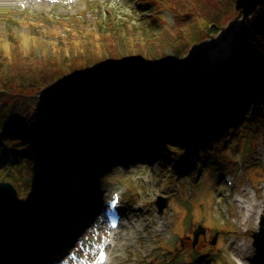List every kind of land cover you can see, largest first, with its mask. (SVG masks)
Masks as SVG:
<instances>
[{"label":"trees","instance_id":"1","mask_svg":"<svg viewBox=\"0 0 264 264\" xmlns=\"http://www.w3.org/2000/svg\"><path fill=\"white\" fill-rule=\"evenodd\" d=\"M163 1L157 2L173 23L158 11L149 13L154 21L147 25L114 15L110 29L102 23L83 40L76 37L78 19L61 23L64 36L34 34L33 23L42 21L29 19L26 36L43 48L39 55L15 33L1 34L0 68L8 67L0 75V144L17 141L6 154H28L42 169L65 171L62 146L73 159L176 139L195 146L232 132L248 111L246 120L254 117L264 107V3L241 23L228 17L234 0ZM98 129L108 135L106 144L89 136Z\"/></svg>","mask_w":264,"mask_h":264},{"label":"rangeland","instance_id":"2","mask_svg":"<svg viewBox=\"0 0 264 264\" xmlns=\"http://www.w3.org/2000/svg\"><path fill=\"white\" fill-rule=\"evenodd\" d=\"M157 1L164 2L163 0H150L151 9H146L144 13H141L142 8L140 7L139 15L144 17L143 23L145 24V22L151 20L152 22L154 21L149 15L150 12L154 11H158L157 14L161 15V17H165L168 23H173L175 21L174 15L171 14L168 7L164 8V4ZM132 8L136 9L135 6H127L120 0H73L68 5L64 1H59L56 4L54 2L33 4L27 6L24 10L22 9L21 1L0 0V15L5 14L6 17L3 15L2 17L7 19V22L5 21L3 23L0 20V27L4 26L3 35H5V29L9 28L10 25L14 26V32L18 31L21 34L19 38L21 46L27 51L34 50L39 55L43 48H41L35 40L31 41V38L26 36L30 27L28 20L37 17L36 15L39 12L46 14L49 18H46V21L41 20L42 23L38 26L36 23H33L35 28H33L34 30L31 32L34 34H38L37 30L42 35L43 33L45 35L53 31H58L61 36H64L67 28L61 23L65 22L69 26L71 21H76L78 19V28H87L89 35V29L94 32H100L102 23L103 26L105 25V30L110 29L112 25L108 23V20H110L112 16L115 15L125 18L126 15L131 13ZM46 11L49 13H45ZM9 12L11 13L10 15L13 16V20L18 17H20V20H18L17 23L11 22L9 24L7 18ZM27 14H29V18L26 17L28 18L26 22L24 18ZM98 15L102 18H98ZM107 15H110L111 18L108 19ZM236 15L237 13L232 12L229 13L228 17L234 18ZM9 30L11 31V29ZM96 35L100 40L106 39V37L99 36L98 34ZM48 41L51 40L48 39ZM65 41L67 40L62 39V42ZM10 45L12 44H9L10 49L12 46L17 47L18 42L16 41L14 45ZM47 50L48 53L51 54L50 49L47 48ZM44 52H46L45 48ZM7 67L5 63L1 64L0 75L4 74ZM255 117L261 126L254 128L256 131L255 134L248 132L246 127H241L240 123L231 133H225L224 139H227L226 141L224 139L218 140L219 138L212 136V138L208 140L210 144L206 145L200 152L195 151V155L194 153L191 154L195 162L194 164H186L189 171L186 170L183 174L176 175L173 182L169 181V179L167 180L171 171L166 167L159 168L155 174L151 168L145 169L144 166L143 168L137 169L131 167L130 172L125 174L117 169V172L114 175H110L108 180L102 181L103 183H101V185L104 184L105 189L117 184L120 187L124 186L126 191L132 194L136 188L141 186L140 191L142 193L141 197L138 199H142L145 206L144 210L148 213V209H151L153 205V198H151L155 191L152 188V186H154L153 181L163 178L161 181L163 186L158 188V190L161 189L162 194L169 197L170 205L174 208L171 210L169 207L165 211L168 222L163 232L160 233L156 230H150V228L133 231L132 236L131 233H129L127 237L119 240L120 245L118 251H126L135 257L136 263L139 260H143L144 264H146L149 258L150 260L154 259V251L156 248V253L161 254L165 252L167 248H173L176 241L187 239H189L187 241H190L192 239L191 234L193 228L197 223H200L204 225L207 230L204 237H202L205 244L204 250H201L198 254L188 251V260H185L187 263L175 261L166 262V264H212L213 262H215V264H217L216 262H220L221 264L224 255L225 261L229 264H253L251 260L244 261L243 259H239L240 253L235 247L225 249L224 242L225 237L232 235L235 230L243 233L247 229L245 239L247 240L248 249H251L250 242L252 238L250 233L257 230L254 216L251 217L250 222L242 224L244 217L242 216V220L239 219L241 218L237 213V208L239 207L235 201L236 197L244 196L249 202H253L252 198L247 195L248 188L254 185L256 186L259 182L264 181L263 106H260V110H258ZM4 118L6 117L4 116ZM1 129L2 126L0 125V130ZM98 132H100L98 135L94 133V140L101 137L102 131L98 129ZM249 133L250 136L248 135ZM213 142L216 143L213 145ZM202 144L205 145L207 143ZM209 148H211V150H208L210 152H206ZM253 156L257 157V164L252 161ZM216 158L218 161H216ZM212 161L217 165L212 166ZM234 161H236L235 177L237 180L234 187L229 188L224 185L223 173L218 167L224 169L223 172L225 173H231ZM94 166L101 169L105 168L103 164H95ZM50 169L54 170L55 168L51 167ZM17 173L20 174L12 173V177L4 180L13 183L21 196L24 195L26 197L32 191L34 193L37 190L35 197L39 199L34 204H31L26 201L25 197L21 199L18 196V207L16 211V215L18 214V216L15 217L8 226V232L11 233L12 230H16L19 233L12 232L13 238L11 236V242L18 243L22 250L17 252L19 256H24L25 258H23V260L25 261L29 258L33 259L37 251L43 253L45 256V252L40 248L42 242L38 238L40 233H43L47 238L53 237L54 235L65 238L64 251L68 249H77L82 253V249L84 250V255L80 261L70 260L65 264H85L84 261L94 250L95 236L100 228L99 204L101 199L100 194L102 192V188L98 185L100 172L97 173V178L94 177L93 179L90 178V176L87 177V179H90V184L86 182L83 185L79 180L71 183V187H68L69 191L63 192L64 195H60L58 192L50 193L51 189H59L64 183L62 174H54L56 176L50 178L45 184L40 182L39 186L38 183L35 184V179L40 177L41 181L45 174V172L41 173L39 167L35 168L33 171L27 167L24 171ZM51 174L53 173L51 172ZM67 174L71 175L69 171H67ZM131 175L135 177L136 183L128 178ZM196 177L198 180L195 179ZM144 178H148L149 184H142V179ZM185 182L192 183L191 200L190 197H187L185 194L186 190L188 191L184 184ZM221 185L223 186L222 195L217 193V189L221 188ZM169 187L173 189L174 193L170 194L168 192ZM223 193H229L231 195L228 198H224ZM217 200H220L224 204L223 208L216 205ZM260 200L261 199H258L257 202ZM48 206H50L51 209H48ZM79 215L82 217V225L75 226L72 236L68 234V232L70 233L69 230L66 231V229H61L59 227V225L63 224V217L77 220L79 219ZM150 225L154 227L153 220H151ZM190 225L191 227L189 228ZM102 228L100 231H102ZM214 229L217 231V236L215 238V243L210 245ZM85 234H87V236L84 240ZM87 246L92 249L88 248L89 251H86ZM208 253L209 257H207ZM9 256V254L6 256L8 261L2 258V262L6 261L7 264H16ZM261 258L264 257L261 256ZM158 259L161 260L159 257Z\"/></svg>","mask_w":264,"mask_h":264},{"label":"water","instance_id":"3","mask_svg":"<svg viewBox=\"0 0 264 264\" xmlns=\"http://www.w3.org/2000/svg\"><path fill=\"white\" fill-rule=\"evenodd\" d=\"M264 0H235V10L239 12L241 21L247 19ZM16 192L8 183H0V250L5 248L8 239L6 237L7 223L10 221L15 210ZM159 209L166 203L160 201ZM264 226V223H263ZM262 245V242L260 243Z\"/></svg>","mask_w":264,"mask_h":264},{"label":"bare ground","instance_id":"4","mask_svg":"<svg viewBox=\"0 0 264 264\" xmlns=\"http://www.w3.org/2000/svg\"><path fill=\"white\" fill-rule=\"evenodd\" d=\"M0 20L2 21V23L5 21L7 22V19H4L2 16H0ZM1 21H0V23H1ZM8 22H12V19H8ZM3 29H4V26L0 27V35L3 34ZM9 29H11V28L9 27V28L5 29L6 30L5 33H8L7 31L12 32V29H11V31ZM87 35H88L87 28L86 29H79L78 28V30L76 31V37H78L79 40L80 39L83 40V39L87 38L88 37ZM83 42H85V41H83ZM94 224H95V221H94Z\"/></svg>","mask_w":264,"mask_h":264}]
</instances>
